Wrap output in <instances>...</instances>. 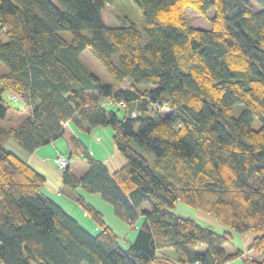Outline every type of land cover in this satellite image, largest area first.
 Listing matches in <instances>:
<instances>
[{"label":"trees","instance_id":"1","mask_svg":"<svg viewBox=\"0 0 264 264\" xmlns=\"http://www.w3.org/2000/svg\"><path fill=\"white\" fill-rule=\"evenodd\" d=\"M134 1L141 29L105 26L100 9L113 0H0V99L8 89L29 110L0 126V264H227L246 250L261 255L247 264H264V0ZM188 7L208 28L184 18ZM84 49L110 82L80 60ZM70 124L108 125L126 162L108 171ZM63 134L86 169L64 167L62 188L90 214L93 233L8 143L30 153ZM78 187L110 204L132 238ZM178 201L228 229L176 214ZM249 230L242 250L231 231Z\"/></svg>","mask_w":264,"mask_h":264},{"label":"rangeland","instance_id":"2","mask_svg":"<svg viewBox=\"0 0 264 264\" xmlns=\"http://www.w3.org/2000/svg\"><path fill=\"white\" fill-rule=\"evenodd\" d=\"M52 1L57 3L56 0H52ZM254 7L258 8L259 6L257 4H254ZM100 11L102 14V19H103L106 27H111L112 25H122V24H133L134 23L139 29H141V27L144 23V19L142 16V9H140V7L135 3L134 0H113V2L106 3L100 9ZM207 12L209 14H211L212 9H209ZM184 18H186L188 20V22L195 27L199 26V27L208 28V24H209L208 20H206L204 17L200 16L192 7H188L185 10ZM60 33L63 35V37L66 40H69L71 33H69L68 31H65V30L60 31ZM0 39L2 41H5L6 38L2 34H0ZM80 60L91 71H93L96 75H98L99 78L101 79V81L104 80V81L110 82L112 80L111 76L108 75V73L106 72L104 67L101 64H99V62L97 61L95 56L92 53H90V51L88 49H84L80 53ZM5 70L6 69H4V67L0 63V73L5 71ZM122 85L125 87V85H127V84L125 82ZM11 94H12L11 91L8 89L3 90L1 92L0 103L4 106H7V105L8 106L5 110L6 112L4 113V115L0 116V126L9 127L10 125H17L18 121H17L16 116L17 115L24 116V115H27V113L29 112L28 108L26 106H24L23 100H21L19 98L17 102H13L10 99ZM237 110H238V106H235L233 112L237 113L238 112ZM252 121H253L252 126L254 128H258L260 126V121H258L257 118L254 117V119ZM70 125L74 130L77 131L79 138H82V137L87 138L88 143H94V144L96 143L97 144L98 142L94 138H95V136H98L101 139H104V141L107 140L109 142V145H110V143L112 144V140L110 139L111 138V128H109L108 125H105V126L97 125V126L92 127L90 131H88L86 129H84V130L79 129L74 124H70ZM8 143H10L9 144L10 147H12L14 149L18 148L15 143H13L11 141ZM44 145H47V144H44ZM113 149H115V152L109 154V156H108L109 162L107 160H104L105 159V158H103L104 156H102V159L108 164V166H110V168H112L111 166H115L114 168H117L122 163H125L126 159H124V157L121 154V152L119 151V149H116L115 146ZM58 153H60L62 155H68L67 153H61L59 151H56V157H57ZM98 153H99V150H98ZM98 153L95 150V157H99ZM101 155H103V154H101ZM56 157H55V163H57ZM79 158L80 157H77L75 154L74 155L70 154V155H68V162H69V160H71V162L75 163V160H80ZM119 158H120L121 162H118V161H120ZM49 162L52 164V160H49ZM73 203L76 206H80V204H78L77 202H73ZM80 210L81 211L83 210L82 206H80ZM171 210L174 211L176 214L182 216V217L185 216V217H189L193 220H196L198 223H200L203 226H206V225L210 226L212 229H214L216 231L217 230L222 231V230L228 229V227H226L223 223L219 222L217 219H214L209 214L204 213L195 207L193 208V207L185 204L184 202L182 203V202L178 201L173 206V208ZM72 213H73V211H72ZM85 215H86V219L88 220L86 222L90 223L88 225L86 224L84 217H78L77 216L76 218H78L80 223L87 230H89L92 233L95 232L98 228L96 223L93 221L90 214H88V215L85 214ZM113 215H114V213H113ZM114 217H115V219H117V217L115 215H114ZM115 219L111 216V220L116 221ZM118 221H120V220L118 219ZM120 222H122V221H120ZM123 224H126V223H123ZM114 228H115V231L118 233L119 231H118L117 226H114ZM132 231L133 230H129V227L126 224V230L123 233H121L120 237H123L124 235H126V237H128V238H132V236H133ZM231 232H232L231 240H233L235 245L237 247H240L242 250H245L249 246V244L252 240L251 238L254 235V233L250 230L245 231V232H235V231H231ZM122 243L125 244L126 242L124 240H122ZM250 256L255 257V258L261 257V255L259 253L255 252L254 250H249V251L246 250L242 256H239V258L229 260V262L227 264H247L248 263L247 260H248V258H250ZM81 264H83V263H81Z\"/></svg>","mask_w":264,"mask_h":264},{"label":"crops","instance_id":"3","mask_svg":"<svg viewBox=\"0 0 264 264\" xmlns=\"http://www.w3.org/2000/svg\"><path fill=\"white\" fill-rule=\"evenodd\" d=\"M18 121V115L16 116ZM82 142L83 149L85 151H88L93 157H95V150L98 153L99 150V160H102L105 164L108 171H112L116 168L115 166H108V164L104 161L107 160L109 162V154L114 153V143L112 141V144L104 139H101L98 136H95V140L98 142L95 143H88L87 138L82 137L79 138ZM111 139V138H110ZM112 140V139H111ZM111 142V141H110ZM47 145L42 144V146H39L32 150L30 153H23L18 148L15 150L20 153V157L24 159V161L29 164L30 166H33L40 174H43L45 176V180L43 182V191L50 195L54 201H56L61 207L64 209V211H67L69 214L73 215L75 218L78 217H84L85 222L88 221L86 219V215L84 211L80 210V206H76L73 202H76L73 200L70 194L66 190H63L62 184H61V169L58 168L57 163H55V157H56V151H59L61 153H67L68 155L71 153L70 151V144L67 139V135L63 134L62 136L53 139L51 142L46 143ZM108 147V148H107ZM98 149V150H97ZM111 151V152H110ZM103 154V155H101ZM76 155V154H75ZM79 157L78 155H76ZM105 158L104 160L102 159ZM71 157V156H70ZM80 160H75V163L71 162L69 160V169L74 172V174H81L86 169V163L79 158ZM49 160H52V164L49 162ZM120 160V158H119ZM118 162H121L118 161ZM123 164V163H122ZM118 168V167H117ZM78 193H80L83 198L88 201L89 203L93 204L97 210L103 214L105 222L112 226L114 232L117 235H121L126 230V224H123L122 222L118 221V219H115L111 205L106 203L101 196L98 194H91L86 193L83 189L80 187L77 188ZM110 216V217H109ZM111 216L116 220H111ZM109 217V218H108ZM78 220V218H76ZM79 221V220H78ZM112 221V222H111ZM80 223V221H79ZM81 224V223H80ZM86 224H90L86 222ZM82 225V224H81ZM114 226H117L118 233L115 231ZM96 227V226H95ZM195 264V263H194ZM198 264V263H197Z\"/></svg>","mask_w":264,"mask_h":264},{"label":"built area","instance_id":"4","mask_svg":"<svg viewBox=\"0 0 264 264\" xmlns=\"http://www.w3.org/2000/svg\"><path fill=\"white\" fill-rule=\"evenodd\" d=\"M10 99L13 101V102H17L18 99H19V95H16V94H11L10 95ZM107 104H113V101L112 99H108L106 101ZM103 104V103H102ZM118 105H122V101L119 100L117 102ZM159 104L156 105V107H158ZM167 109V108H165ZM79 154H81V152H79ZM56 162H57V166L62 170L64 169V167L68 166L69 162H68V155H62L60 153L57 154V157H56Z\"/></svg>","mask_w":264,"mask_h":264},{"label":"water","instance_id":"5","mask_svg":"<svg viewBox=\"0 0 264 264\" xmlns=\"http://www.w3.org/2000/svg\"><path fill=\"white\" fill-rule=\"evenodd\" d=\"M154 264H158V263H154ZM161 264H169V262L165 261L164 263H161Z\"/></svg>","mask_w":264,"mask_h":264}]
</instances>
